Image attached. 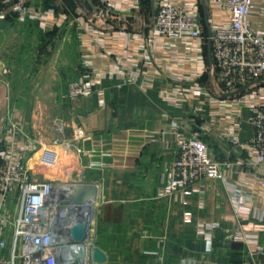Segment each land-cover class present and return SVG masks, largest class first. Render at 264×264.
I'll use <instances>...</instances> for the list:
<instances>
[{
    "label": "crops",
    "instance_id": "0c3cea01",
    "mask_svg": "<svg viewBox=\"0 0 264 264\" xmlns=\"http://www.w3.org/2000/svg\"><path fill=\"white\" fill-rule=\"evenodd\" d=\"M150 1L148 10L145 0H76L71 10L29 2L23 14L0 19V40L3 48L13 41L16 62H36L37 80L38 62H47L48 82L33 88L48 91L49 104L37 99L33 111L52 106L70 78L89 72L96 79L90 93L65 100L60 116L70 131L66 140L73 141L69 150L52 144L54 120L30 122L35 142L48 141L72 156L71 165L40 176L83 184L92 205L86 236L106 254L97 264H236V258L264 264V163L254 164L244 146L253 132L249 107L232 104L211 86L207 41L199 54L188 39L154 33ZM170 1L188 10L196 5L202 29V1L208 28L228 21L220 0ZM251 22L264 33V0L253 1ZM26 111L19 103L14 116L23 120ZM76 131L86 138L76 142ZM191 132L224 163V172L165 193L176 138ZM236 201L248 212L243 217L236 215ZM242 231L251 243L236 239Z\"/></svg>",
    "mask_w": 264,
    "mask_h": 264
},
{
    "label": "built area",
    "instance_id": "2783aa9c",
    "mask_svg": "<svg viewBox=\"0 0 264 264\" xmlns=\"http://www.w3.org/2000/svg\"><path fill=\"white\" fill-rule=\"evenodd\" d=\"M132 1L138 5L141 0ZM253 1L220 0L228 21L210 26L209 33L203 35L196 5L188 10L182 3L160 0L155 4L153 31L168 39H188L199 54L204 42L210 39L212 61L207 70L211 86L220 92H230L256 79L264 81V33L252 25ZM5 4L6 9L0 8V19L10 12L23 14L26 9L25 0H0V7ZM106 5L112 8L110 2ZM95 82L89 72H84L67 83L61 98L70 101L87 95ZM258 83L227 98L232 104L249 107L248 121L253 132L244 146L250 160L261 165L264 163V85ZM180 125L178 122L174 127ZM24 126L17 117L6 123L0 121V264H97L90 258V248L94 245L87 236L83 241L72 240V228L86 222L90 215L77 201L86 189L77 179L40 176L43 168L56 164L58 152L50 146H41L37 150L38 159L33 166L29 165L36 147L28 143ZM236 133L233 130L230 135L234 142L238 140ZM74 138L78 142L86 135L76 131ZM55 143L69 150L73 141L56 139ZM176 143V155L163 192L174 193L201 178L223 174L224 163L213 156L200 134L180 133ZM75 145L82 152V147ZM234 207L238 217L248 213L238 201ZM72 211L74 221L64 230L62 224ZM236 239L247 244L252 241L243 231L237 233Z\"/></svg>",
    "mask_w": 264,
    "mask_h": 264
},
{
    "label": "rangeland",
    "instance_id": "374dc122",
    "mask_svg": "<svg viewBox=\"0 0 264 264\" xmlns=\"http://www.w3.org/2000/svg\"><path fill=\"white\" fill-rule=\"evenodd\" d=\"M56 0H25V4H29V2H33V4L37 3L39 5H51L53 6L54 4H62L66 5L69 10H71L73 7L76 6V3L72 2L71 0H57L59 2H55ZM104 5V4H103ZM103 5H99L100 9H102V13L100 14L103 16L105 14V9ZM145 9L148 10V0H145L144 2ZM8 5H2L0 8L6 9ZM144 9V10H145ZM106 17H109L110 14H107L106 12ZM11 43L8 45V47L3 48V43L4 41L0 40V121L1 122H8L14 117V109L19 103H22L23 107L27 109L26 115H23V122L25 123L24 126V131L25 135L27 138L28 143L33 144L36 148L34 149L33 157L29 160L30 164L33 166V164L36 162L39 156V152L37 151L41 146L43 147H49L48 141L39 139V141H36L32 139L33 137L30 136V129H28V126L36 120L37 122L39 121H50L54 120V134L56 137H54L53 142L58 139H66L65 135L70 132L68 131L66 125L63 123V119L60 116L61 113L66 112V100L61 98V95L55 94L54 98L55 102L53 103L52 106L47 107V109L40 108L38 111H33V108L36 105V100L39 99L41 100L42 103H46V105L49 104V98L50 95L47 92L41 91L40 93H37L33 87L37 83H40L43 85L44 83L48 82V77L50 76V71L47 70V62L42 61L38 62L39 65L43 66L41 68V75L42 77L37 80L35 79L34 75L36 72V62L33 61H22V62H16L14 58L16 57L15 53L18 52L16 50L17 47L13 46V41L9 40ZM5 49V50H4ZM18 49V48H17ZM4 52V55H2V51ZM22 72V73H21ZM21 73L22 77H19L17 74ZM48 76V77H45ZM70 78L69 81L75 79ZM68 81V80H67ZM58 83V81H57ZM61 83V81L59 82ZM64 83V82H63ZM66 83V82H65ZM51 84V83H50ZM27 87V88H25ZM21 92H25V94H21ZM33 112L36 114V117H32ZM65 114V113H64ZM46 116V117H45ZM31 122V123H30ZM31 137V138H29ZM31 139V140H30ZM68 140V138H67ZM60 143V141H57ZM58 143H55L58 144ZM54 144V143H52ZM53 149H56L58 152V157L56 159V164L54 166L48 167V168H43L44 173L47 171H57L58 169H62L64 167H67L68 165H71L70 163L72 162V156L66 154V152L63 149H59L55 146L51 147Z\"/></svg>",
    "mask_w": 264,
    "mask_h": 264
},
{
    "label": "water",
    "instance_id": "95a60500",
    "mask_svg": "<svg viewBox=\"0 0 264 264\" xmlns=\"http://www.w3.org/2000/svg\"><path fill=\"white\" fill-rule=\"evenodd\" d=\"M150 5H151L152 16H154V12H155L154 0L150 1ZM202 5H203V19H204L205 25L207 26V31L209 33L208 16H207L204 1H202ZM207 52H208L209 64H211L212 58H211V41H210V39H207ZM261 80L262 79L253 80V81L248 82V83H246V84L240 86L239 88H237L233 91H230V92H221L220 97H228V96L238 94V93L246 90L250 85H252L254 83H258ZM79 200H81V197H79L77 199V201H79ZM85 238H86V228L83 226V224L75 225L72 228V240L83 241ZM90 258L92 259L93 262L103 263L106 261V254L98 246H92L90 248Z\"/></svg>",
    "mask_w": 264,
    "mask_h": 264
},
{
    "label": "bare ground",
    "instance_id": "6f19581e",
    "mask_svg": "<svg viewBox=\"0 0 264 264\" xmlns=\"http://www.w3.org/2000/svg\"><path fill=\"white\" fill-rule=\"evenodd\" d=\"M32 157H33V155H32ZM31 157V158H32ZM57 157H58V155H57ZM30 162V161H29ZM29 165L30 166H32L30 163H29ZM91 197L90 196H87V195H83L82 197H81V200H80V202H81V204H82V206L84 207L83 209H86L87 211H90V209H91ZM92 202H93V200H92ZM68 215H66V220H64V222H63V224H62V228L65 230L70 224H72V218L73 217H75V215H74V213H73V211L72 212H68L67 213ZM82 224V223H81ZM83 226L86 228V226H87V222H84L83 223ZM87 232V231H86Z\"/></svg>",
    "mask_w": 264,
    "mask_h": 264
},
{
    "label": "trees",
    "instance_id": "16d2710c",
    "mask_svg": "<svg viewBox=\"0 0 264 264\" xmlns=\"http://www.w3.org/2000/svg\"><path fill=\"white\" fill-rule=\"evenodd\" d=\"M73 3L75 2L76 3V0H71ZM84 4L86 5V6H91V4H89L88 2H84ZM202 33H203V35H207L208 34V31H207V28L204 26L203 27V29H202ZM204 76V79H206L207 78V73L206 74H204L203 75ZM259 85H264V81H261L260 83H258ZM239 259L238 258H236L235 260H234V262L236 263V264H238L239 263Z\"/></svg>",
    "mask_w": 264,
    "mask_h": 264
}]
</instances>
